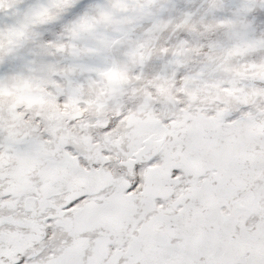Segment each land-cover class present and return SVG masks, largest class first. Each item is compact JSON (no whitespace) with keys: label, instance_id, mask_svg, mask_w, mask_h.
<instances>
[{"label":"snow or ice","instance_id":"snow-or-ice-1","mask_svg":"<svg viewBox=\"0 0 264 264\" xmlns=\"http://www.w3.org/2000/svg\"><path fill=\"white\" fill-rule=\"evenodd\" d=\"M0 264H264V0H0Z\"/></svg>","mask_w":264,"mask_h":264}]
</instances>
